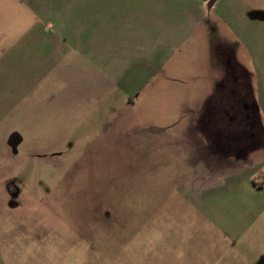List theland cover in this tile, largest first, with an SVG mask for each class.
Wrapping results in <instances>:
<instances>
[{"label": "rangeland", "instance_id": "rangeland-1", "mask_svg": "<svg viewBox=\"0 0 264 264\" xmlns=\"http://www.w3.org/2000/svg\"><path fill=\"white\" fill-rule=\"evenodd\" d=\"M0 264H264V0H0Z\"/></svg>", "mask_w": 264, "mask_h": 264}, {"label": "crops", "instance_id": "crops-1", "mask_svg": "<svg viewBox=\"0 0 264 264\" xmlns=\"http://www.w3.org/2000/svg\"><path fill=\"white\" fill-rule=\"evenodd\" d=\"M201 11H202L201 13H200L199 9L197 11H195L192 7H190L188 9V12L190 13V20H188L189 21L188 23H189V28H191V29H190V33L187 34L186 38H187V40L190 41L191 39H193L197 35L198 37H201L199 42L204 41V43H206L207 42L206 40L210 39L209 35H211V31L209 29V24H210L209 17H210L211 12L209 9L205 12L202 9H201ZM194 25H195V28H193ZM205 25H206V27L208 26L207 34L204 33V28H205L204 26ZM188 86H189V84L183 85L184 88H187ZM244 86L245 85H239V87H244ZM214 87L217 88L216 89L217 92H216V95L214 96V98L223 97L224 92L226 91L227 85L225 83H222V84H218ZM234 99L236 100V102L239 103V105H241V101L242 100L245 101L246 97H244V98L238 97L237 98V96H235ZM218 103H220V102L217 100H213V102H212V104H218ZM199 104H200V102H198V100H196L195 102L191 103V106L196 107V105L198 106ZM197 153L200 154L199 152H197ZM203 164L205 165V163H203Z\"/></svg>", "mask_w": 264, "mask_h": 264}]
</instances>
